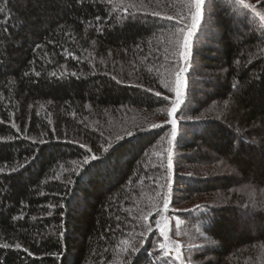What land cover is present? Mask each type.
Wrapping results in <instances>:
<instances>
[{"label": "trees", "instance_id": "1", "mask_svg": "<svg viewBox=\"0 0 264 264\" xmlns=\"http://www.w3.org/2000/svg\"><path fill=\"white\" fill-rule=\"evenodd\" d=\"M194 12L193 0H0L3 264H179L165 253L184 229L171 211L182 186L193 201L212 199L180 214L209 238L206 264L255 257L264 244V21L239 0H205L185 61L180 29ZM177 73L181 105L169 116ZM163 106L165 123L107 129L121 108ZM220 158L225 173H204ZM242 185L256 190L230 193Z\"/></svg>", "mask_w": 264, "mask_h": 264}, {"label": "rangeland", "instance_id": "2", "mask_svg": "<svg viewBox=\"0 0 264 264\" xmlns=\"http://www.w3.org/2000/svg\"><path fill=\"white\" fill-rule=\"evenodd\" d=\"M248 3H251L252 5L255 6V8L264 15V7H261V4H264V0H245ZM197 62V63H196ZM195 65L197 64V66H199V62L198 60H196ZM198 75H206L207 72L206 70H203L202 67L200 66L199 69L197 70ZM197 90L195 91V95L197 94L198 96L202 95V92L200 93V91H203V86L202 85H197L195 87ZM166 106L164 107H160L156 110L153 111H146V110H142V109H134V108H128V109H124L121 108V111L119 113V115H115V119H108L107 121V125L109 124L110 128L107 129H111L112 131H120L123 129H130L132 127L138 126L139 125V121L140 120H146L147 122H153V123H165L163 121V119L161 118L162 114H164L166 111ZM155 149V148H154ZM153 146H148L146 148V152L145 155L147 157L151 156L153 157V155H151V153L153 152ZM176 153H178L177 148H176ZM191 155L190 157H194L196 158V154L194 151L190 152ZM154 154V153H152ZM144 158V166L145 168H148L149 166L152 165L153 159L150 157L149 159ZM155 159V158H154ZM156 161V159H155ZM184 163V162H183ZM225 162L223 161L222 158L217 159L215 161H212L211 163L209 162L207 168H203L202 170L205 171L204 173H225L227 167L224 165ZM188 165L183 166L184 169L183 170H179L177 169L175 172V174H181L183 172H186V170H188ZM226 167V168H225ZM191 170V169H190ZM224 171V172H223ZM137 174V176H139L138 173H135V175ZM176 175V176H177ZM175 176V178H176ZM140 181H141V174L139 176ZM143 178V177H142ZM158 186L157 188L160 186V188L162 187L161 183H157ZM251 188L254 189V187L251 186H240L237 188H230V193H234V190H236L238 193L245 192V189L249 191H251ZM256 190V189H254ZM156 191H158L156 189ZM185 186H182V188H180L179 190H177V188H173L172 194H173V198H172V203H171V211L172 212H176V215L172 214V220H174L175 224L182 229V226H184L181 230V235L180 237H177V243L180 245V250L181 252L183 251L182 249L185 248L188 250V252H191L190 255L192 257V263H186V264H206V262L208 260H211L213 258V256L210 255H205L204 253V249H206L205 247H208L209 244V238H201L200 236H202V234L204 235L205 232L202 229H197L194 228L192 225H187L185 223L184 225V221L182 220V218H180V214L183 213L186 209L190 208L191 206H193L195 203H201V202H211L212 199L207 198L208 200H205V198H200L198 200L193 201L191 198H187V191ZM261 193H263L262 191H260ZM219 194H216L217 196L219 195H223V192H218ZM187 195V196H186ZM248 201V200H247ZM246 201V202H247ZM195 217L198 218V215L195 213L194 215ZM258 247L260 248L259 250H256V255L255 257L249 258L247 260H244V264H246L247 262L249 264H251L250 262H252V264H264V244H259ZM171 254V256L175 257V251L169 252ZM247 261V262H246ZM255 261V262H254ZM247 263V264H248Z\"/></svg>", "mask_w": 264, "mask_h": 264}, {"label": "snow or ice", "instance_id": "3", "mask_svg": "<svg viewBox=\"0 0 264 264\" xmlns=\"http://www.w3.org/2000/svg\"><path fill=\"white\" fill-rule=\"evenodd\" d=\"M204 2H205V0H193V3L195 5V12L190 17L191 23L188 24V25H185V28H181L180 29L181 33H183V47H184L185 51L182 53V56L185 59V61H188V59H189V57L191 55L190 38L193 36V34L196 31L198 25L200 24V21H201L202 15H203V13H202V5L204 4ZM239 3L244 5L245 8H249L253 12H256L255 6L252 5V4H245V0H239ZM261 7H264V4H261ZM153 15H159V14L158 13H153ZM256 15L259 16L261 21H264V15H261L259 12H256ZM165 19L172 20L173 17L168 16V17H165ZM185 29H186V31H185ZM181 71H183V69H181ZM25 75H27V73ZM36 75L39 76L40 73L37 72ZM52 75L55 76L56 74L53 73ZM73 75H75V73H73ZM181 84H182V80H181L180 74L177 73V79H176V85L177 86H176V93H175L176 94V100L173 102V107H172L171 111L168 113L169 116H173L176 113L177 108H179L180 105H181V100H180V97L182 95ZM155 95L156 96H160V92H156ZM189 119H190V117H189ZM170 124H171V140L169 141V143H171L172 141L176 140V137H177V120L176 119H171L170 120ZM12 127L16 128L17 126H16L15 123H13ZM151 127L152 128H157V127H160V125L152 124ZM17 131H19L18 128H17ZM127 134L131 135L132 133H131V131H129ZM9 139L11 140L12 137H9ZM41 143H44V141H41ZM80 147L83 148L84 145L81 144ZM89 151H91V149H89ZM105 151H107V149H105ZM91 159L95 160L96 156H92ZM82 163L84 165H87L89 163V157L87 155L84 156V159H83ZM172 169H173L172 151L169 150V152H168V170H169V172H171ZM3 171L4 170L2 168H0V172H3ZM12 171L15 172V171H17V169L13 168ZM167 208H168V201L165 200L164 210H167ZM157 214L159 215V212ZM144 219L147 220L148 216L145 215ZM155 224L157 225V229H158L160 235L163 236L165 239H167L168 238V233L165 231V228L167 227V224H165L164 226H161V220H159V219L155 220ZM146 230H147V232H152L153 231L150 224L147 226ZM140 235L143 236L144 233H141ZM124 243H127V242L125 241ZM0 247L7 249L10 246L8 244H4V245H0ZM166 247H167L166 244H163V243L160 244V248L161 249H164ZM15 248L17 250H19L21 248V245L20 244H16ZM124 250L128 251L127 248H125ZM24 251L28 252L27 249H24ZM131 251L135 252V251H139V249L135 245H133L132 248H131ZM169 252H171V249H169ZM169 252H166L165 255L167 256L169 254ZM28 255L31 256L32 253L28 252ZM174 259L176 261H178L179 264H184V260H183V258L181 256L180 245L178 243L175 246V257H174ZM0 264H3V262L0 261Z\"/></svg>", "mask_w": 264, "mask_h": 264}]
</instances>
